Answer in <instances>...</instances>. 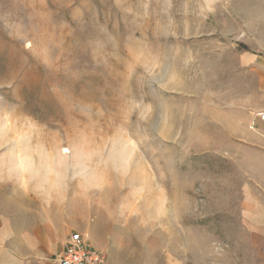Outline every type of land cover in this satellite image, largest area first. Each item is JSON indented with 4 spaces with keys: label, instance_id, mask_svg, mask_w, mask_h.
<instances>
[{
    "label": "rangeland",
    "instance_id": "374dc122",
    "mask_svg": "<svg viewBox=\"0 0 264 264\" xmlns=\"http://www.w3.org/2000/svg\"><path fill=\"white\" fill-rule=\"evenodd\" d=\"M261 69L264 0H0V178L108 264H262Z\"/></svg>",
    "mask_w": 264,
    "mask_h": 264
},
{
    "label": "crops",
    "instance_id": "0c3cea01",
    "mask_svg": "<svg viewBox=\"0 0 264 264\" xmlns=\"http://www.w3.org/2000/svg\"><path fill=\"white\" fill-rule=\"evenodd\" d=\"M259 90L258 101L251 99L253 102H250L247 96L237 100L238 124L233 130V139L237 148L251 149L264 156V119L260 117L264 112L263 69ZM4 173L0 178V264H60L69 236L80 227L75 211L43 204L44 197L49 196L39 192L38 185L30 189L15 188L9 182L12 173L8 176ZM30 180L38 179L35 176ZM111 261V264H120L113 255Z\"/></svg>",
    "mask_w": 264,
    "mask_h": 264
},
{
    "label": "built area",
    "instance_id": "2783aa9c",
    "mask_svg": "<svg viewBox=\"0 0 264 264\" xmlns=\"http://www.w3.org/2000/svg\"><path fill=\"white\" fill-rule=\"evenodd\" d=\"M264 119V112L260 113ZM60 264H108L105 251L92 246L81 232L73 231L59 258Z\"/></svg>",
    "mask_w": 264,
    "mask_h": 264
},
{
    "label": "bare ground",
    "instance_id": "6f19581e",
    "mask_svg": "<svg viewBox=\"0 0 264 264\" xmlns=\"http://www.w3.org/2000/svg\"><path fill=\"white\" fill-rule=\"evenodd\" d=\"M64 151H66V152H67L68 150H67V149H64Z\"/></svg>",
    "mask_w": 264,
    "mask_h": 264
}]
</instances>
